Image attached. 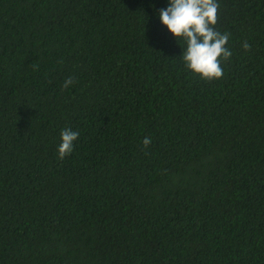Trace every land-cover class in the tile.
<instances>
[{"label": "trees", "instance_id": "16d2710c", "mask_svg": "<svg viewBox=\"0 0 264 264\" xmlns=\"http://www.w3.org/2000/svg\"><path fill=\"white\" fill-rule=\"evenodd\" d=\"M217 2L202 79L169 0H0V264H264V0Z\"/></svg>", "mask_w": 264, "mask_h": 264}, {"label": "clouds", "instance_id": "9594fccd", "mask_svg": "<svg viewBox=\"0 0 264 264\" xmlns=\"http://www.w3.org/2000/svg\"><path fill=\"white\" fill-rule=\"evenodd\" d=\"M217 0H169L167 8L158 12L159 19L177 39H183L187 49L182 58L188 69L201 74L202 79L222 78L223 61L228 60L232 52L227 47L229 34L215 29L217 24ZM242 47L250 51L251 45L245 41ZM63 63V61H61ZM75 83L74 77L65 80L63 87ZM79 132L65 127L61 130V143L58 146V159L64 160L75 148ZM151 138L142 141L144 148L151 145Z\"/></svg>", "mask_w": 264, "mask_h": 264}, {"label": "rangeland", "instance_id": "374dc122", "mask_svg": "<svg viewBox=\"0 0 264 264\" xmlns=\"http://www.w3.org/2000/svg\"><path fill=\"white\" fill-rule=\"evenodd\" d=\"M149 209H150L149 207L148 208H143L142 211L143 212H148ZM53 264H66L64 256L60 255L58 257V259Z\"/></svg>", "mask_w": 264, "mask_h": 264}]
</instances>
